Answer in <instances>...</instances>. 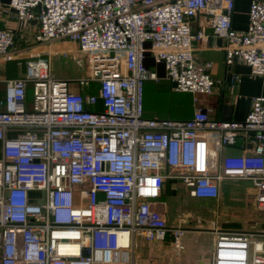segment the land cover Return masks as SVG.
Returning a JSON list of instances; mask_svg holds the SVG:
<instances>
[{
	"label": "built area",
	"instance_id": "1",
	"mask_svg": "<svg viewBox=\"0 0 264 264\" xmlns=\"http://www.w3.org/2000/svg\"><path fill=\"white\" fill-rule=\"evenodd\" d=\"M4 8L37 22L34 42L47 49L16 50L13 30L0 27V59H26L23 76H0V264H183L136 250L138 232L185 249V229L161 209L169 169L199 198L248 179L264 210V95L241 121L215 118L212 107L185 119L144 109L146 83L162 79L149 55L195 103L214 93L213 62L195 53L207 33L191 23L202 13L226 42V64L264 76V0H251L244 30L233 26L234 0H0ZM79 52L83 73L54 75L55 53ZM213 232L210 264H264V230Z\"/></svg>",
	"mask_w": 264,
	"mask_h": 264
},
{
	"label": "crops",
	"instance_id": "2",
	"mask_svg": "<svg viewBox=\"0 0 264 264\" xmlns=\"http://www.w3.org/2000/svg\"><path fill=\"white\" fill-rule=\"evenodd\" d=\"M235 9L233 12L232 22L234 28L238 30H244L248 26L249 20V8L251 0H234ZM210 15L202 13L198 18L194 19L191 23L192 30L194 32L205 28L207 36L202 41L195 42V53L198 57L213 62L212 75L217 80V86L213 94L211 95H199L197 103L193 100V95L188 92H179L174 89L176 93H186L183 99L179 100L174 107L175 113L182 112L181 117L176 114L171 115V110L167 108V113H159L152 111L146 112L145 109V94H144V109L145 114L148 117H162L172 119H185L190 118L197 106L200 107H212L214 112L212 116L215 118L223 119L225 116L224 108L227 111H231L233 120H244L250 110L251 102L256 96L264 95V76L255 75L251 72V68L243 61H236L232 65H227L225 61V52L223 47L225 46V40L213 34L210 27ZM8 26L15 34V49L19 50L24 48L32 49L35 52H45L47 49L44 45H38L34 42V35L38 29L37 22H31L28 24L25 19L19 17L14 10L8 11L4 8L0 15V27ZM25 62L26 59H0V76L4 78H17L25 74ZM147 66L158 72L162 77L160 81L149 80L145 85L149 83L157 84L161 81L171 82L165 78L166 70L162 64L156 65L149 55L146 60ZM151 63V65H149ZM163 70V72H162ZM233 75L237 76V79H233ZM154 82V83H153ZM173 86V83L171 87ZM154 87V86H153ZM174 87V86H173ZM30 90V89H29ZM0 91L5 93V85L0 82ZM29 100V99H28ZM31 100V99H30ZM28 104H30V101ZM213 147V144H211ZM241 147V142H238L235 148H226L228 153L237 152ZM218 159V157H216ZM178 170L169 169L165 173L170 177L163 186L161 196V209L166 213V218L170 227L184 228L183 238L188 235L189 232L193 233H212L215 227H218V209L221 208L223 202L228 206L236 209V206L243 205L241 199L232 200L231 196H236L234 188L236 184H248L249 188H252V182L248 179H225L221 182L220 194L218 198H199L189 194L186 187L175 177ZM184 198H190L193 202L192 206H186L183 203ZM174 208L178 211L174 212ZM234 210V209H232ZM201 222L198 224L201 227H192L191 221ZM203 220H208L203 225ZM253 226L257 225V221L252 222ZM252 231V230H247ZM263 231V230H259ZM252 231V232H259ZM182 238V240H183ZM191 239L185 240V249L177 254H173L172 257H168L163 260H156L164 263H171L174 261L183 264H207L205 260L207 244L196 241L191 242ZM153 254L147 253L140 255L141 258H153Z\"/></svg>",
	"mask_w": 264,
	"mask_h": 264
},
{
	"label": "rangeland",
	"instance_id": "3",
	"mask_svg": "<svg viewBox=\"0 0 264 264\" xmlns=\"http://www.w3.org/2000/svg\"><path fill=\"white\" fill-rule=\"evenodd\" d=\"M66 49H69L67 45ZM79 60V61H78ZM87 57L79 53H72L71 55L64 56L63 53H55L52 57L53 73L59 77H76L84 72L86 68ZM154 83V82H153ZM172 82L161 81L157 84H154L155 92L159 91L162 93L159 101L155 102L160 106L167 107L171 110V115L176 114L181 117L182 112L175 113L176 108L174 105L186 95V93H176L174 92V87ZM29 99L32 100L33 94L29 91ZM181 98V99H180ZM158 99V98H157ZM150 113V112H149ZM168 114V112H167ZM253 185V184H252ZM236 196H231L232 200L241 199L243 205H238L235 208L228 206L227 203L223 202L221 208L218 209V228L222 230H252L259 231L264 230V210L259 209L256 205L255 200V188H249V185L246 184H236L233 189ZM183 203L186 206H192L193 202L190 198H184ZM234 209V210H232ZM178 209L174 208V212H177ZM208 220H203V225ZM257 221V225L253 226L252 222ZM201 222L191 221L192 227H201L198 224ZM202 228V227H201ZM191 239L192 243L200 241L201 243L207 244L208 248L205 254V260L207 264L211 263L212 258V249L215 240V234L212 233H193L189 232L185 238H183V243L185 240ZM136 250L137 255H143L147 253L153 254V258L156 260L167 259L169 256L172 257L173 254H177L176 249L171 247L169 240L166 241H147L143 238L141 232L137 233L136 238ZM186 245V244H185Z\"/></svg>",
	"mask_w": 264,
	"mask_h": 264
},
{
	"label": "trees",
	"instance_id": "4",
	"mask_svg": "<svg viewBox=\"0 0 264 264\" xmlns=\"http://www.w3.org/2000/svg\"><path fill=\"white\" fill-rule=\"evenodd\" d=\"M149 65H151V63H149ZM153 86L154 85L152 83H149L146 87V93H145V109L147 110L146 112L149 113L152 111H156L162 114L167 113V107L160 106L157 103H155L159 101V98L162 96L161 95L162 93H160L159 91L155 92V89ZM3 97H4V91H0V101L3 99ZM145 116L147 115L145 114Z\"/></svg>",
	"mask_w": 264,
	"mask_h": 264
},
{
	"label": "water",
	"instance_id": "5",
	"mask_svg": "<svg viewBox=\"0 0 264 264\" xmlns=\"http://www.w3.org/2000/svg\"><path fill=\"white\" fill-rule=\"evenodd\" d=\"M3 3L5 4H8L10 3V0H1ZM173 86L175 87L176 86V83L173 82ZM231 108H229V111L226 110V108H224V114L225 116L223 117L224 120H231L232 119V116H231V111H230Z\"/></svg>",
	"mask_w": 264,
	"mask_h": 264
}]
</instances>
